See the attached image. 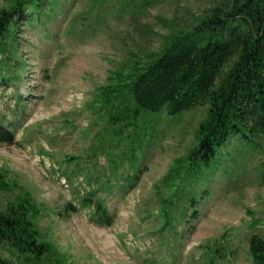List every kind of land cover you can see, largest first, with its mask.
<instances>
[{
  "label": "rangeland",
  "instance_id": "obj_1",
  "mask_svg": "<svg viewBox=\"0 0 264 264\" xmlns=\"http://www.w3.org/2000/svg\"><path fill=\"white\" fill-rule=\"evenodd\" d=\"M89 2L46 24L20 25L17 48L0 54V121L11 131L0 143V209L29 198L53 245L39 257L0 249V264H209L208 244L224 247L212 264H254L248 238L264 239V145L229 157L201 185L189 177L182 191L199 190L197 212L184 226L161 231V200L182 189L175 188L179 179L164 178L187 164L206 109L173 118L142 112L137 119L121 109L119 126L104 105L105 89L119 84L120 74L162 50L175 11L197 10L206 0H166L135 20L127 12L111 15L101 27ZM78 14L85 24L75 23ZM134 173L120 193L96 191L111 224L92 220L93 209L80 204L84 194L108 176L121 177L111 180L117 189Z\"/></svg>",
  "mask_w": 264,
  "mask_h": 264
},
{
  "label": "trees",
  "instance_id": "obj_2",
  "mask_svg": "<svg viewBox=\"0 0 264 264\" xmlns=\"http://www.w3.org/2000/svg\"><path fill=\"white\" fill-rule=\"evenodd\" d=\"M80 1L0 0V54L17 48L20 25L33 28L46 24L65 9H75ZM163 1L90 0L88 9L90 12L96 8L95 25L101 27L111 15L127 12L135 20ZM175 12L168 25L171 35L156 54L158 57L142 67L133 64V72L120 74V83L107 87L104 94L111 124L119 126H124L120 123L121 109L122 114L134 119L142 112L173 118L196 108L206 109L187 164L181 168V161L164 178L167 183L179 179L175 188L182 189L161 200V231L175 229V222L184 226L197 212L199 190L182 191L189 177L201 185L229 157L247 155L264 145V0H206V5L197 10L186 7L182 13ZM83 19L87 18L76 15L73 20L85 24ZM161 20L165 24V19ZM10 133L0 121V143L8 142ZM203 170L208 174L203 175ZM260 175L264 184V170ZM112 178L121 179L108 176L84 194L80 203L93 209L92 220L100 225L109 226L112 220L106 202L96 191L120 193L133 184L138 174L123 176L119 189H115ZM66 209L74 210L71 203ZM38 213L29 198L9 202L0 209V249L33 257L52 250L53 245L36 223ZM248 240L254 264H264L263 236L253 233ZM221 248L208 244L207 263L212 264L217 254L222 255Z\"/></svg>",
  "mask_w": 264,
  "mask_h": 264
}]
</instances>
